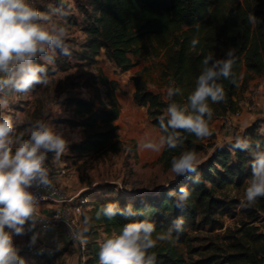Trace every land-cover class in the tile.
<instances>
[{
    "label": "trees",
    "instance_id": "trees-1",
    "mask_svg": "<svg viewBox=\"0 0 264 264\" xmlns=\"http://www.w3.org/2000/svg\"><path fill=\"white\" fill-rule=\"evenodd\" d=\"M77 10L82 17L84 35L81 60L94 64L96 57L104 51L106 58L125 72L134 66L135 57L148 51L146 41L156 39L163 50L162 79L167 88L181 89V94L172 98L181 105L187 103L188 95L195 89L196 78L203 69V58L209 54L224 58L229 49H234L236 82L218 81L224 87L226 100L215 104L209 101L213 109L211 120L235 111L243 70V85L264 76V0H81ZM250 13L260 23H249ZM193 39L199 41L195 48L191 44ZM46 67L48 75L52 74L53 70ZM130 80L134 86V102L146 108L152 125L166 135L159 127V118H166L168 104L172 101L168 98L164 101L160 94L150 92L139 74ZM98 84L104 90V99L97 89L89 99H65L76 119L73 126L80 127L83 133L80 141L69 146L76 160L117 154L121 150L116 124L120 114L114 94L116 84L105 76L98 77ZM180 131L183 144L175 149L163 148L157 164L168 171L172 158L183 151L194 150L199 155L211 149L199 164L197 173L176 176L166 188L157 191L156 196L104 194L90 198L91 194L82 192L81 196L88 200L81 214L89 218L87 234H93V229H102L111 237L119 234L124 224L144 219L153 222L156 233H161L167 231L177 217H183V231L179 234L173 232L171 242L159 243L151 250L156 255L157 264H264V232L256 225L263 221L260 215L264 214V197L258 198L249 208H240L242 217L234 230L226 229L224 234L213 236L214 239L207 236L202 248L192 246L196 240L187 233L189 229L199 231L207 226V231L212 232L221 228V217L233 214L237 202L228 197V189L242 187L251 177L253 158L247 151L233 150L232 144L207 146L193 134ZM241 137L253 145L259 142L264 150V133H260L255 124L244 129ZM196 175L200 178L199 183H193ZM180 186L191 192L183 210L175 207ZM109 202L118 203L121 208L131 204L138 214L97 220L96 211ZM179 245H184L185 253ZM86 248L84 264H99V244L95 241L86 243Z\"/></svg>",
    "mask_w": 264,
    "mask_h": 264
},
{
    "label": "clouds",
    "instance_id": "clouds-1",
    "mask_svg": "<svg viewBox=\"0 0 264 264\" xmlns=\"http://www.w3.org/2000/svg\"><path fill=\"white\" fill-rule=\"evenodd\" d=\"M53 15L63 17L66 13L60 8H52L50 13L41 12L30 0H0V94L28 93L36 85L46 86L49 76L45 65L54 66L57 50L61 55H71L64 24L46 26ZM248 19L249 23H260L253 13L249 14ZM198 42L193 39L192 47L195 48ZM37 60L45 63H37ZM235 63L234 49H229L224 58H215L211 54L205 56L195 89L184 105L172 101L175 95L181 94V89L169 86L167 98L172 102L168 104L166 118H159V127L166 135H161L155 141L145 140L140 147L156 152L165 147L175 149L184 142L180 130L201 140L211 137L213 131L209 121L213 109L209 101L215 104L226 100L224 87L218 81L225 79L236 82L233 72ZM8 108L7 96L0 95V264H25L19 254L20 246L13 242V235H24L26 231L35 229L38 223L41 224V231L48 227L45 223L47 218L38 213L39 198L30 189H47L51 186L52 180L46 166L48 153L59 160L68 152V141L54 131L48 122L41 120L26 129L29 138L25 139L23 134H16L12 117L5 114ZM232 148L247 151L253 158L250 183L240 202L241 208H249L258 198L264 197V150L259 142L253 145L239 136L232 143ZM200 163L202 161L196 151L186 150L172 158L171 171L176 176L195 174ZM199 182L200 178L196 175L193 183ZM190 195V190L180 186L175 207L183 210ZM137 214L131 204L121 208L118 203L109 202L96 211L95 218L111 220L117 215ZM84 224L85 227L75 233V239L86 244L88 217H85ZM183 226V217H177L172 226L161 233H156L155 224L147 219L128 222L119 234L102 243L98 253L99 264H157L156 255L151 250L159 243L171 242L173 232L179 234ZM38 235L33 233L31 244H35Z\"/></svg>",
    "mask_w": 264,
    "mask_h": 264
},
{
    "label": "rangeland",
    "instance_id": "rangeland-1",
    "mask_svg": "<svg viewBox=\"0 0 264 264\" xmlns=\"http://www.w3.org/2000/svg\"><path fill=\"white\" fill-rule=\"evenodd\" d=\"M36 2L39 11L47 10L50 13L52 8L61 9L66 0H36ZM69 2L73 8V13L71 14L67 9L62 10L66 13L63 16L66 24L75 26L74 31L66 39L71 55H61L57 50L54 66L46 65L53 70L52 74L48 75L49 83L46 86L36 85L28 93H20L19 98L9 101V108L5 110V114L12 117L16 134H23L25 139L29 138L26 129L37 120L48 122L51 126L54 125V128H57L58 125L64 126L62 128H68L69 133L73 135L77 130L73 126L76 119L73 117L71 109L65 104V99L67 97L89 99L92 97L94 89H97L101 98L104 99V90L98 84V77L105 76L108 81L116 84L114 94L120 111L116 124L121 150L117 154L108 153L80 160L79 180L86 188L83 192L91 194L90 198H99L104 194L107 196L125 194L131 197L134 195L156 196V192L166 188L174 181L176 175L171 170L164 171L157 164V159L163 149L156 152L140 147V144L145 140H158L162 134L148 119L146 108L138 106L134 102L132 97L134 86L130 78L139 74L144 79L147 89L152 93L160 94L162 100L166 101L167 86L162 79L163 50L159 48L156 39L146 41L148 51L142 52L139 57H135L134 66L125 72L115 67L106 58L104 51H101L96 57L94 64H88L81 60L80 55L84 35L81 31L82 17L78 13L77 6L81 0H69ZM51 21L63 24L62 21H54V16ZM157 50L158 55H155ZM36 62L44 64L42 60ZM100 62L102 66L98 67L97 64ZM102 69L105 70L106 74L102 72ZM209 127L212 129L213 135L203 139V143L207 146L230 145L234 143L237 136L241 137L243 133L242 130H239L236 122L229 131L223 130L219 119L209 121ZM211 151L209 149L206 154H199L202 162ZM250 179L251 177L238 189L232 187L228 189V197L235 200L237 205L233 214L221 217V228L208 232L206 226L199 231L192 229L187 231L196 240L192 243L194 248L204 247L207 236L213 238L218 234H224L226 229L232 231L237 227L242 217L240 202L244 198L245 189L249 186ZM67 209L70 213L72 212L71 208ZM85 217H87L86 214L76 217L79 230L85 227ZM260 217L263 221L256 225L260 226V230L264 232V214H261ZM85 238L87 243L95 241L101 246L109 237L102 232V229H93V234L86 233ZM179 249L185 253L184 245H179ZM57 258L58 256L47 264H61L56 263Z\"/></svg>",
    "mask_w": 264,
    "mask_h": 264
},
{
    "label": "crops",
    "instance_id": "crops-1",
    "mask_svg": "<svg viewBox=\"0 0 264 264\" xmlns=\"http://www.w3.org/2000/svg\"><path fill=\"white\" fill-rule=\"evenodd\" d=\"M61 9H67L68 12L70 11L71 14L73 13L72 12L73 8L69 0L63 2ZM41 12L48 13L47 10H42ZM53 16H54V21H62L63 24L65 23L64 25L67 28L68 35L74 31L75 26L66 24L67 22L65 19H63V17H59L57 15H53ZM52 23L54 22L49 20L46 26H50ZM97 66L101 67L102 63L101 62L98 63ZM102 72L106 74L104 69H102ZM243 78H244V70L240 75L239 87L235 99L237 102H242L240 107V116L236 120H234V123L236 122L237 126L239 127V130L242 131L247 127L255 124L257 126V130L260 133H264V96L253 95V91L258 86L264 85V76L261 78H255L249 80L245 83V85H243ZM0 95H6L9 101H13L14 99L20 97V93H15V92H6ZM250 104L252 105L251 108L249 107ZM215 119H219L221 121V118H215ZM52 127L54 131L62 134L63 138H65L68 141L67 154L63 155L59 160H56L53 155L51 158V163L54 166L65 167L67 170L66 176L59 179L58 186L61 190H64L65 194L68 196L77 193L81 194L84 190H86V188L83 187V185L79 180V173H78V167L81 164L80 160L82 159L76 160L75 158H73L72 154L70 153L69 146L73 143H77L82 139L83 137L82 129L80 127H76L77 129L76 133L72 135L69 133L68 128L66 129L62 128L64 126L58 125L57 128H54L55 126L52 125ZM46 206H47L46 204L39 206L38 212L44 211ZM34 232L39 233V235L37 236L38 239L57 248L58 250L66 251V254L58 256V258L56 259V263L57 262L61 264L79 263L78 250L76 244L68 241L60 229L50 231L46 234H41V232H39L37 227H35V229H33L32 231H26L24 235L14 234L13 235L14 244L20 246L22 250L23 244L25 243L26 240L31 238ZM40 264H47V263H40Z\"/></svg>",
    "mask_w": 264,
    "mask_h": 264
},
{
    "label": "built area",
    "instance_id": "built-area-1",
    "mask_svg": "<svg viewBox=\"0 0 264 264\" xmlns=\"http://www.w3.org/2000/svg\"><path fill=\"white\" fill-rule=\"evenodd\" d=\"M30 2L38 8L36 0ZM254 96H264V85L258 86L253 91ZM242 102H236V109L221 117L223 130L229 131L233 128L234 120L240 116V107ZM251 108L252 105L250 104ZM52 153H48L46 166L49 169V176L52 184L47 189L32 188V191L39 198V206L46 204L44 211L38 213L47 218L48 227L41 231V224L36 225L41 234H46L50 231L60 229L65 238L76 244L79 254V264H84L86 260V244L75 239V233L79 231L77 216H80L88 200L81 196L80 193L68 196L59 188V179L66 176L67 170L65 167H57L51 163ZM38 206V207H39ZM67 208H71V213ZM25 260V264H40L52 262L57 256L66 254V251L58 250L57 248L45 243L40 239H36L35 244L30 243V239L23 244L22 250L19 253Z\"/></svg>",
    "mask_w": 264,
    "mask_h": 264
},
{
    "label": "bare ground",
    "instance_id": "bare-ground-1",
    "mask_svg": "<svg viewBox=\"0 0 264 264\" xmlns=\"http://www.w3.org/2000/svg\"><path fill=\"white\" fill-rule=\"evenodd\" d=\"M128 197H131L130 195Z\"/></svg>",
    "mask_w": 264,
    "mask_h": 264
}]
</instances>
